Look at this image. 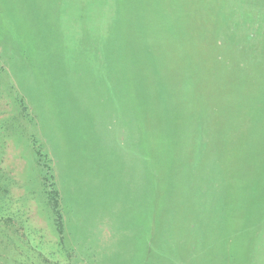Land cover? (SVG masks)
<instances>
[{
	"label": "rangeland",
	"instance_id": "374dc122",
	"mask_svg": "<svg viewBox=\"0 0 264 264\" xmlns=\"http://www.w3.org/2000/svg\"><path fill=\"white\" fill-rule=\"evenodd\" d=\"M0 217V264H264V0H0Z\"/></svg>",
	"mask_w": 264,
	"mask_h": 264
},
{
	"label": "trees",
	"instance_id": "16d2710c",
	"mask_svg": "<svg viewBox=\"0 0 264 264\" xmlns=\"http://www.w3.org/2000/svg\"><path fill=\"white\" fill-rule=\"evenodd\" d=\"M48 168V167H47ZM50 179H52V176L50 177ZM47 183H48V188L49 190L47 191V200L49 203V206L51 208V212L53 214L54 217V221H55V228L56 231L58 233V235L60 236V240L62 242L63 240V232H64V228H63V218L61 215V210H60V205H59V200H58V191H56V189L54 188V184L52 183V181H49L46 177L44 179ZM51 182V183H49ZM3 217H0V224L2 222ZM3 220H6V226H8V223H10L11 218L10 217H4Z\"/></svg>",
	"mask_w": 264,
	"mask_h": 264
}]
</instances>
